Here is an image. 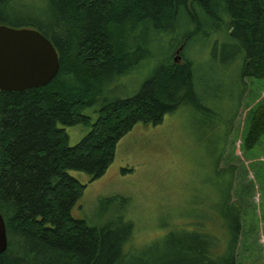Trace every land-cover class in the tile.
Masks as SVG:
<instances>
[{"label":"trees","instance_id":"trees-1","mask_svg":"<svg viewBox=\"0 0 264 264\" xmlns=\"http://www.w3.org/2000/svg\"><path fill=\"white\" fill-rule=\"evenodd\" d=\"M184 19L195 29L179 40L185 43L179 61L171 56L137 93L103 103L95 120L83 113L106 82L132 68V55H142L131 43L139 27L169 31ZM0 25L38 30L59 58L47 84L0 90V212L8 238L0 264H236L238 230L219 251L210 233L179 223L160 242L143 245L132 261L124 249L133 247L127 244L133 224L122 213L100 225L72 215L86 185L69 170L98 178L136 123L156 125L181 106H195L192 62L184 48L198 31L205 38L208 27L224 33L222 46L241 59L243 83L248 76L263 79L264 0H0ZM73 125L89 131L69 145L64 126ZM263 139L264 105H258L243 145L249 149ZM125 202L121 197L120 205Z\"/></svg>","mask_w":264,"mask_h":264},{"label":"rangeland","instance_id":"rangeland-1","mask_svg":"<svg viewBox=\"0 0 264 264\" xmlns=\"http://www.w3.org/2000/svg\"><path fill=\"white\" fill-rule=\"evenodd\" d=\"M194 29L188 19L169 31L139 27L131 43L142 55H132L137 61L132 68L106 82L83 113L95 120L106 101L137 93L158 66L173 60L179 40ZM206 30L209 37L198 31L184 48L192 62L195 106H181L156 125L136 123L98 178L69 170L86 185L72 215L100 225L122 213L133 224L127 243L133 247L124 249L132 261L143 245L160 242L174 225L183 224L217 238L219 251L238 230L235 263L264 264V139L249 149L243 145L253 110L264 105V78L248 76L243 83L241 59L222 46L224 33ZM64 128L69 145L89 131L83 125ZM113 196L116 200L104 202ZM121 197L127 199L124 205Z\"/></svg>","mask_w":264,"mask_h":264},{"label":"water","instance_id":"water-1","mask_svg":"<svg viewBox=\"0 0 264 264\" xmlns=\"http://www.w3.org/2000/svg\"><path fill=\"white\" fill-rule=\"evenodd\" d=\"M58 70V53L38 30L0 25V90L22 91L43 86ZM7 246L6 225L0 212V253Z\"/></svg>","mask_w":264,"mask_h":264},{"label":"flooded vegetation","instance_id":"flooded-vegetation-1","mask_svg":"<svg viewBox=\"0 0 264 264\" xmlns=\"http://www.w3.org/2000/svg\"><path fill=\"white\" fill-rule=\"evenodd\" d=\"M228 31L231 32L232 29L229 28ZM184 44H185V43L183 42V43L179 44V45L176 47L175 54H177V55H174V57H177V58L181 59V54H180V52H181V50L183 49Z\"/></svg>","mask_w":264,"mask_h":264}]
</instances>
